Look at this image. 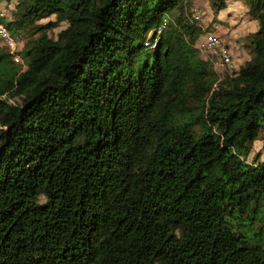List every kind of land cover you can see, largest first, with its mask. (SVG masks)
Wrapping results in <instances>:
<instances>
[{
	"label": "trees",
	"instance_id": "16d2710c",
	"mask_svg": "<svg viewBox=\"0 0 264 264\" xmlns=\"http://www.w3.org/2000/svg\"><path fill=\"white\" fill-rule=\"evenodd\" d=\"M14 1L0 264H264V0H238L258 29L225 77L189 0Z\"/></svg>",
	"mask_w": 264,
	"mask_h": 264
},
{
	"label": "rangeland",
	"instance_id": "374dc122",
	"mask_svg": "<svg viewBox=\"0 0 264 264\" xmlns=\"http://www.w3.org/2000/svg\"><path fill=\"white\" fill-rule=\"evenodd\" d=\"M226 1H227V6L223 10L217 12V10H215L211 6V4L209 3L208 0H189V2L193 6V9L200 8L202 10L201 20L200 21H197L198 23H200L199 25L202 26V27H205L204 29H209L210 30V31H207V32H213V33L219 35L224 40L225 45L228 46V48L230 49V46L229 45H230V28H231V23H234V24L236 23V25H240L241 24L240 25V28L242 30L239 31V32H240L241 35L242 34H245L246 35V34H249V33L255 31L257 21L254 20L249 15L248 8L244 4L232 6L231 11H233V12L230 13V0H226ZM15 2L16 1H14L13 3H11L9 6H7L6 3H2V6L0 8V13L3 11V12L6 13L7 16L10 17V15H11L10 12L13 9V7L15 6ZM246 9H247V11H246ZM230 17H232V19H234V20H232L234 22H231L230 21ZM246 18L250 22L248 24L242 26L244 24V22L246 21ZM54 20H55V17L52 16L50 18H47V19L41 21L40 23H41V25H45V24L49 23V21H54ZM65 27H66V24L62 23L60 26L56 27L54 30H50L49 31V35L51 37H53V38H56L57 37V34L59 33V31L61 29L65 28ZM243 27L246 29L245 31L243 30ZM207 32H204L203 34H201L198 37V41H197V42H199L198 46L206 38ZM241 35L239 37H241ZM25 37H24V39H25ZM245 38H240V39H241V41L242 40L244 41ZM24 44H25V42L24 43L22 42L20 44V50L23 49ZM0 46H3V48L5 50H8V49H6L7 47H5L1 43V40H0ZM203 55H204V57L206 59H210V60L212 59V57L210 55H206L204 53H203ZM14 63L15 64H18L20 67H22V69H24L26 67V63H22V64L21 63H16V62H14ZM242 65L239 64L238 69H240V67ZM214 70L217 73V75L220 76V77H225L227 75L226 74L227 72L224 71V70H222V69L221 70L220 69H215V67H214ZM255 149H256V151H261V150L263 151L262 158L264 159V146H263L262 141L257 142V144L255 146ZM253 157L251 156L250 158L253 159Z\"/></svg>",
	"mask_w": 264,
	"mask_h": 264
},
{
	"label": "built area",
	"instance_id": "2783aa9c",
	"mask_svg": "<svg viewBox=\"0 0 264 264\" xmlns=\"http://www.w3.org/2000/svg\"><path fill=\"white\" fill-rule=\"evenodd\" d=\"M202 16L201 10H196L194 12V19L200 21ZM0 18L4 21L8 20L9 17L5 12L0 13ZM162 28L159 29V32ZM0 40L1 43L6 46L13 60L16 63H22L23 59L19 54L20 44L24 41V37L21 35H12L11 32L6 27L5 23L0 21ZM202 54L210 55L212 59L209 61L215 67V69H222L226 71V74H235L239 69L235 63L234 56L228 46L225 45L224 40L217 34L213 32H207V36L204 41L198 46Z\"/></svg>",
	"mask_w": 264,
	"mask_h": 264
},
{
	"label": "crops",
	"instance_id": "0c3cea01",
	"mask_svg": "<svg viewBox=\"0 0 264 264\" xmlns=\"http://www.w3.org/2000/svg\"><path fill=\"white\" fill-rule=\"evenodd\" d=\"M243 3L241 1L238 0H230V13L233 12L231 11L232 6H236V5H242ZM244 6V5H243ZM247 11V9H246ZM234 19H232V17H230V21H232ZM250 21L246 18V21L244 22V25L248 24ZM241 25V24H240ZM240 25H236V23H231V28H230V51L232 52L234 59H235V63L237 65V67H239V64L242 65L244 64L247 60L250 59V54L249 52L245 49L244 45H243V40L241 41L240 38H245L247 35L254 33L257 31L258 29V24H256V29L254 32H251L249 34H240L239 31H241L242 29L240 28ZM251 25V24H250ZM243 30L245 31L246 29L243 27ZM241 35V37H239ZM259 142V141H257ZM257 142L254 145V149L255 146L257 144ZM256 150V149H255ZM253 151L251 156L253 157L255 155L256 151ZM263 156V155H262Z\"/></svg>",
	"mask_w": 264,
	"mask_h": 264
},
{
	"label": "clouds",
	"instance_id": "9594fccd",
	"mask_svg": "<svg viewBox=\"0 0 264 264\" xmlns=\"http://www.w3.org/2000/svg\"><path fill=\"white\" fill-rule=\"evenodd\" d=\"M8 17H9V16H8ZM9 18H10V17H9ZM24 42H25V41H24ZM5 47H6V46H5ZM7 49H8V48H7ZM8 50H9V49H8ZM19 50H20V49H19ZM9 52H10V51H9ZM20 56H21V55H20ZM21 58H22V57H21ZM12 59H13V58H12ZM22 59H23V58H22ZM13 61H14V60H13ZM14 62H15V61H14ZM22 63H25L24 60H23ZM22 63H21V64H22Z\"/></svg>",
	"mask_w": 264,
	"mask_h": 264
}]
</instances>
